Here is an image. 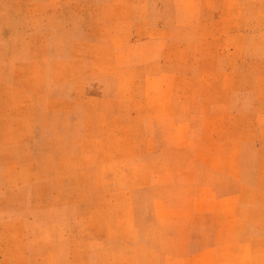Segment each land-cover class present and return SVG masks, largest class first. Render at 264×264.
<instances>
[{
    "label": "rangeland",
    "instance_id": "obj_1",
    "mask_svg": "<svg viewBox=\"0 0 264 264\" xmlns=\"http://www.w3.org/2000/svg\"><path fill=\"white\" fill-rule=\"evenodd\" d=\"M0 264H264V0H0Z\"/></svg>",
    "mask_w": 264,
    "mask_h": 264
},
{
    "label": "crops",
    "instance_id": "obj_2",
    "mask_svg": "<svg viewBox=\"0 0 264 264\" xmlns=\"http://www.w3.org/2000/svg\"><path fill=\"white\" fill-rule=\"evenodd\" d=\"M198 189L203 190L204 186H200ZM238 196L239 195L237 193L233 194L232 199H236L237 201ZM202 201L203 199L202 197H200L198 199V204L199 202H202ZM231 219H232L231 223L233 224L236 223L234 226L232 225V228H231L232 231H235V230L238 231V224L246 221L243 219H239L238 217H235V216L231 217ZM222 222H223L222 213L217 212V210H215L213 214L209 213L208 215L205 213H202L201 211H196L193 217L188 219L189 227H188V234L186 235V239H187L186 245L189 247H192V245H194V247L195 246L197 247L196 253L198 254L202 253L204 250H206L207 244L206 243L201 244L199 242L197 246L196 244L197 241L206 240V239H216L218 237H221V235L218 233L221 232L222 230V225H221ZM205 244L206 246H204ZM210 245L217 246V248L222 247V245H219L218 243H211Z\"/></svg>",
    "mask_w": 264,
    "mask_h": 264
}]
</instances>
